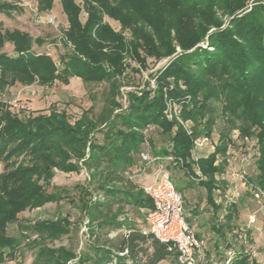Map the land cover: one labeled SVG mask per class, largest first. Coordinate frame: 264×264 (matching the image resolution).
<instances>
[{
    "label": "trees",
    "instance_id": "obj_1",
    "mask_svg": "<svg viewBox=\"0 0 264 264\" xmlns=\"http://www.w3.org/2000/svg\"><path fill=\"white\" fill-rule=\"evenodd\" d=\"M35 1L38 12L53 4V0ZM60 5L67 21L62 42L69 48L60 56L61 68L45 52L34 51L33 45L40 46L43 38L0 27V49L10 43L14 51V55L0 51V89L14 84H68L74 76L84 84L106 82L105 103L96 116H90L91 109L83 110L71 124L65 110L52 108L47 114L20 117L0 101V263L14 259L24 240L33 251L31 264L176 262L169 244L125 220L131 211L145 224V214L152 207L139 184L126 174L137 161L143 130L152 126V133L159 128L168 141L157 148L150 138L153 154L171 155L166 167L180 170L188 182L202 186L213 213H223L211 225L217 235L215 245L232 250L230 264H250L245 241L238 237L245 230L235 223L238 207L225 196L226 182L220 176L228 165L236 131L241 140L256 139V173L249 181L264 191V2L248 10L247 0H82L81 5L60 0ZM16 8L0 1V13ZM81 10L86 14L83 22ZM104 17L131 32V53L140 62L144 56L171 54L175 46L181 50L155 77V89L144 86L130 93L128 106L117 112V76L122 72L125 45L122 34ZM223 17L228 19L224 27ZM169 83L173 86L167 93L181 103L179 114L188 121V129L165 119L163 86ZM217 119L221 126L214 136ZM200 137L209 138L213 148L206 154L198 150L194 160L193 143ZM83 168L88 172L85 183L69 188L51 182L55 171L78 173ZM215 190L224 195L219 202L214 200ZM62 200L78 207L86 218L87 249L92 254L51 245L76 229L68 214L36 220L23 217L27 210ZM13 223L17 236L7 232ZM120 228L125 232L107 236ZM245 238H249L246 232ZM251 264L256 262L251 259Z\"/></svg>",
    "mask_w": 264,
    "mask_h": 264
},
{
    "label": "rangeland",
    "instance_id": "obj_2",
    "mask_svg": "<svg viewBox=\"0 0 264 264\" xmlns=\"http://www.w3.org/2000/svg\"><path fill=\"white\" fill-rule=\"evenodd\" d=\"M7 1L12 4H16L18 8L12 10L10 13H0V27L2 29H19L21 31L29 33L33 38L41 37L44 42L40 46L33 45L34 51L45 52L48 54L52 61L58 68H61L60 56L68 51V47L63 45L62 32L67 28L66 17L62 12L60 0H53L51 9L38 12L37 4L35 0H0ZM78 4H82V0H75ZM264 2V0H247V5L244 7L247 10L257 2ZM85 12L81 10L80 20H85ZM104 20L111 26V28L122 34L124 47L122 50V72L118 79V92L116 94V100L119 102L120 107L116 108L114 112L125 109L129 104V94L137 92L144 86L150 89H155L156 81L155 77L162 72L180 53L181 50L178 46H175L174 51L171 54L154 57L144 56V61L140 62L132 56L129 41L131 39V32L128 29H122L119 23L111 18L104 17ZM222 27L227 25L228 19L222 18ZM200 46H205L203 42L199 43ZM2 52H6L8 55H14L12 45L5 43L0 49ZM142 56L144 54H141ZM172 80V79H170ZM183 88L184 85L178 82ZM173 84L169 83L163 86L164 92V110L169 109L173 116L176 112L182 122H187L181 118L179 107L181 103L174 100L168 95V88H172ZM108 84L106 82L84 84L78 77H70L68 84H63L59 81H55L50 85H39L32 83L30 85L15 84L6 86L0 89V101L6 103L9 106L10 111L18 116H27L32 113L47 114L52 108L58 110H65L68 114L69 123H73L77 117H79L81 111L89 110L90 116H96L102 109L105 103ZM151 96V95H150ZM185 100V98H182ZM217 107L218 104L214 102ZM177 110V111H176ZM163 114L165 115L164 111ZM165 119L174 121L176 126L180 124L176 119H169L165 116ZM188 123V122H187ZM181 125V124H180ZM220 120L217 119L214 124L213 135L216 136L220 128ZM234 133V146L228 149L229 161L225 169V172L220 177L225 180V196L232 202H235L238 207V217L235 219V223L239 228L245 230L248 239H244L246 244V251L249 254L250 264L251 259L256 264H264V191H259L251 186L249 178L256 173L255 167V147L256 139H244L241 140L237 136V132ZM157 148L162 147L168 143L166 136H164L159 128H156L154 133L151 134ZM213 148V143L206 144L200 150V153L206 154ZM2 170V163L0 162V171ZM171 179L178 190L184 191L185 174L180 170L171 168L169 170ZM88 178V172L83 168L78 173L69 172L64 173L55 171V174L51 180L53 185L67 186L71 188L75 183H85ZM50 190V188H49ZM199 194V189L195 188L187 194V197L183 196L185 202H194L199 198L204 199L205 193ZM216 200H220L224 195L219 192H214ZM73 194V192H72ZM207 203L204 202L203 211L206 209ZM210 211V210H209ZM221 216V214L218 212ZM68 214L69 217L77 225L69 235L61 236L59 239L51 242L53 246L63 245L65 247L73 248L74 251L81 247V242H86V218L80 213L78 207L71 205L67 200H62L58 203H46L41 207L33 208L25 211L23 217L28 220H36L41 218H54L57 215ZM210 214V215H209ZM207 218L199 219L197 227L201 231L200 234H204L201 239L204 240V251L207 254H212L220 261L221 256H224L223 252L225 248L220 247V251L216 252L212 247L211 240L208 239V233H211L209 226L214 223L215 217L209 213ZM219 218V217H218ZM251 218V221H250ZM204 222V223H203ZM205 227V228H203ZM196 230V226L194 227ZM13 231H15L13 229ZM11 233V229H9ZM33 235L32 238H35ZM237 243V242H236ZM27 241L24 240L15 254V258L12 260H6L0 264H31L33 251L28 247Z\"/></svg>",
    "mask_w": 264,
    "mask_h": 264
},
{
    "label": "built area",
    "instance_id": "obj_3",
    "mask_svg": "<svg viewBox=\"0 0 264 264\" xmlns=\"http://www.w3.org/2000/svg\"><path fill=\"white\" fill-rule=\"evenodd\" d=\"M164 113V116L176 119L188 129V121L182 122L176 116V112L175 116L169 109L164 110ZM152 130V126H147L143 130L144 137L137 153V161L133 165V170L126 173L139 184L144 194L151 200L152 207L145 214L147 231L160 242L169 244L168 248L176 252V264H230L233 255L231 249L224 250V259L220 261L214 255L204 251V240L196 236L195 230L187 221L183 196L175 187L169 169L166 167L167 162L173 160V157L171 155L158 156L151 151ZM210 142L207 137L194 140L192 149L194 160L197 159L198 150ZM177 161L179 165L182 164L181 159ZM195 170L199 179H202L197 167ZM238 237L244 240L245 232L239 233Z\"/></svg>",
    "mask_w": 264,
    "mask_h": 264
},
{
    "label": "crops",
    "instance_id": "obj_4",
    "mask_svg": "<svg viewBox=\"0 0 264 264\" xmlns=\"http://www.w3.org/2000/svg\"><path fill=\"white\" fill-rule=\"evenodd\" d=\"M184 181H185V186L183 187L184 188V191H181V193L183 194V196L187 197V194L190 195L189 193L191 192V190H194L195 188H198L199 189V194L200 195H202V190H200V189H203V193H205V196H206L205 189L202 186L197 185V184H195L193 182H188L186 179H184ZM214 192H219V191L218 190H215ZM214 192H213L214 200H215V202H219L221 199L220 200H216L215 193ZM183 201H184V199H183ZM204 202L207 203L205 201V198L204 199H200L199 198L197 201L189 202V204H188V202H185L184 201V208H185V213H186V216H187V221L189 222V224L191 225V227L193 229L196 226V230H198V232H196V231L195 232H196V236L198 238H201L202 236H204V234H202V233L200 234L201 231L199 230V227H197V222L199 221V219H205V218H207V215L209 213H212L211 215H213L214 217H219L218 215H220V214L218 212L221 213V211H218L217 213L214 214L211 206L208 203L205 206L206 209L203 211V206H204L203 204H204ZM141 211H142V209H141ZM23 213L25 214V212H23ZM125 217H126L125 218L126 223H128V224H134L136 228H138V229H140L142 231H147V227H146V225L143 222V218L142 217H138L137 216V213L133 214L130 211L128 214L125 215ZM122 218H124V215H120L119 216V219L120 220H122ZM70 220H72V219L70 218ZM211 225L209 226V229L211 230L212 234L211 233H208V236H209L208 239L211 240L213 249H215L216 252H219L221 246L220 245L219 246H216L215 245V242H217V235L211 229ZM203 228H205V227H203ZM9 229H11V233L9 232ZM13 229L15 231H13ZM7 232L10 235L17 236L18 235V227H17V225L15 223L10 224L7 227ZM123 232H125L124 228H120V229H117L115 231L109 232L107 234V236L109 238H113V237H115L118 234H121ZM85 235H86V233H85ZM63 236H66V235H63ZM87 241H88V238H87V235H86V242L85 243L81 242V247L78 250H76L75 252L78 253L80 251H88L89 253L92 254V251H90V250L87 249V245H88ZM16 253H18V252H16ZM158 264H176V262L171 261L170 259H166V260H163V261L159 262Z\"/></svg>",
    "mask_w": 264,
    "mask_h": 264
}]
</instances>
